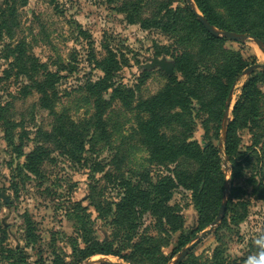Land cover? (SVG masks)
Returning a JSON list of instances; mask_svg holds the SVG:
<instances>
[{
  "label": "rangeland",
  "instance_id": "rangeland-1",
  "mask_svg": "<svg viewBox=\"0 0 264 264\" xmlns=\"http://www.w3.org/2000/svg\"><path fill=\"white\" fill-rule=\"evenodd\" d=\"M1 2L3 0L0 5ZM191 5L200 14L194 0ZM117 6L116 3L108 4V0H28L25 5L16 6L19 24L10 43L14 45L24 40L28 53L47 64L48 70L59 71L62 78L55 85L56 114L64 113L77 125L93 122L96 109L85 92V84L101 77V72L90 62L91 58L104 57V46L115 49L126 60L114 81L121 85L122 96L130 97V105L124 107L120 101L110 98L109 91L103 93L102 98L109 105L102 118L105 134L101 131L97 140L94 138L95 141L84 146L82 153L70 145L45 142L37 136V130L50 132L54 117L47 109H40L37 91L20 93L25 80L14 76L15 69L7 78L3 76L2 72L10 68V59H5L0 51V107H7L6 118L14 123L13 146L20 147L18 153L22 156L36 146H42L43 153L38 174L28 172L23 167L24 157L8 146L1 127L3 121L0 122V264H130L112 256H93L79 261L77 250L85 249L87 242L112 239L111 226L90 203L96 202L104 212L106 203L118 201L116 185L121 178L136 182L147 176L155 183L159 177L170 175L167 168L174 167V164L161 166L158 161H149V151L139 141L138 123L147 118L141 103L163 89L170 77L157 66L151 67L152 60L163 59L174 68L173 56L178 52L176 43L172 35L143 28L140 21L128 24ZM172 6L188 8L187 0H175ZM155 9L154 4L145 8L142 19ZM214 38L223 40L220 47L226 52L224 57L221 55L225 60L237 58L244 65L229 89L233 88V92L224 142L218 149L224 125L223 112L220 122L216 123L215 118L202 113L198 105H193L190 115L185 117L184 130L168 125L163 126L162 131L167 137L176 139L188 132V142H194L201 150L215 147L220 172L228 175V188L222 191L221 199L224 200L225 194L227 202L232 189L236 188L240 190L241 201L246 203L244 219L236 225L233 220H226V230L217 231L221 220L208 236L194 245L188 256L198 257L202 264L208 260V264L214 248L221 246L227 264H246L249 256L264 252L261 247L264 200L259 199L261 195L256 189L257 184L264 187V76L261 75L264 52L251 39ZM198 43L193 41L191 45L197 47ZM191 45H184V48H195ZM68 64L73 66L69 71L63 69ZM251 66L257 67L243 74ZM252 80L259 91L258 101L250 105L256 110L252 117V113L248 116L243 112L234 117L242 89ZM126 89L130 92L126 93ZM207 92L210 95V88ZM211 97L208 96V100ZM87 132V139L96 135L92 127H88ZM227 148L231 152L229 158ZM76 157L79 159H73ZM202 159L178 156L176 162L185 170L213 162L208 156ZM166 163L169 162L163 164ZM193 203L191 192L181 188L174 190L169 200L170 205L179 208L182 223L180 228L170 232L165 247L161 248L163 254L171 258L167 264H173L182 249L206 230L217 215L218 210L214 217L211 211L205 212L204 216L213 219L199 230L200 214ZM153 226L149 216L142 218L141 229L147 228L148 234L156 236ZM180 237L188 241L179 250Z\"/></svg>",
  "mask_w": 264,
  "mask_h": 264
},
{
  "label": "trees",
  "instance_id": "trees-1",
  "mask_svg": "<svg viewBox=\"0 0 264 264\" xmlns=\"http://www.w3.org/2000/svg\"><path fill=\"white\" fill-rule=\"evenodd\" d=\"M27 1L3 0L0 5V44L2 45L0 51L5 59H10V68L2 72L3 76L7 78L15 69L14 76L20 77L21 81L25 80L24 85L20 86V93L24 95L31 90L37 91L40 109H47L54 117L50 132L37 130L39 138L59 146L70 145L76 149V152L82 153L84 146L90 141L97 140L101 131L105 134L104 128L102 130V118L103 112L109 108V105L102 98V94L109 91L112 100L120 101L124 107L130 105V97H123L121 85L114 81L117 73L126 65V60L109 46L103 47L105 55L102 59L91 58L90 64L92 63L94 68L101 72V77L95 81L89 80L85 84V92L96 109L93 122L77 125L64 113L56 114L55 85L62 78L59 71L48 70L47 64H42L37 57L28 53L24 40L14 45L10 43L19 24L16 6L25 5ZM174 1L108 0V4H118V12L125 14L128 24H136V21H140V26L143 28H152L166 35H172L176 43L178 52L173 56V73L163 89L141 103L142 112L147 118L138 123L139 141L149 151V161H158L161 166L174 164V167L172 170L167 168L166 171L170 175L159 177L155 183L148 180L147 176L136 182H132L130 178H121L116 185L118 201L112 204L106 203L104 212L100 210L99 204L91 201L92 207L97 212H101V218L111 226L112 239L109 242H87L85 249L77 250L79 261L93 256H112L122 258L130 264H167L171 258L165 256L161 248L165 247L163 245L167 242L170 232L180 228L182 223L179 208L169 204L174 190L181 188L191 192L193 207L200 214L199 230L204 229L213 219H208L204 213L211 211L214 217L222 203L224 174L220 172L218 150L213 146L201 150L194 142H188V132L176 139L167 137L162 130L163 126L168 125L184 130L187 126L185 117L190 115L193 105H198L202 113L214 117V121L219 123L228 91L244 65L237 58L230 61L227 57L228 61L225 60L223 57L226 52L220 47L223 40L207 34L191 10L187 6L183 8L172 6ZM153 4L156 9L149 17L142 19V11ZM194 4L202 17L214 28L248 34L264 45V0H194ZM193 41L199 42L197 47L191 45ZM184 45L195 48L187 49ZM72 67L68 64L63 69L69 71ZM261 75L264 76V72ZM1 79L0 76V82ZM209 88L210 95L207 92ZM125 91L130 92L128 89ZM258 92L256 83L252 80L242 89L240 102L236 104L233 116L238 117L243 112L248 116L252 113V117L256 109L253 107L252 110L250 105L258 101ZM208 96H212L211 100H208ZM7 115V107H0L4 138L8 146L18 153L20 147L13 146L14 123L7 120ZM86 127H92L96 135L87 139ZM228 139L229 136L226 141ZM41 148L42 146H36L25 156H22L21 152L18 153L24 157L23 167L34 175L38 174L39 165L43 160ZM227 154L229 158L231 152L228 148ZM189 155L191 159L197 161L208 156L213 162L207 165L200 164L194 170L181 169L176 162L177 157L188 158ZM73 159L77 160L79 157ZM164 161L169 163L163 164ZM251 182L254 184L255 180L251 178ZM256 189L261 195L259 199L264 200V187L257 184ZM235 190L236 188L232 189L227 199L222 225L217 231L226 230V220L231 219L236 225L246 216V203L241 201L240 190ZM144 216L152 219L156 236L148 234L147 228L141 229ZM187 241L180 237L177 249L184 247ZM217 241L221 242L219 239ZM114 244L118 245L117 248L113 247ZM220 247L214 248L208 264L226 263ZM123 252L126 254L123 255ZM207 261L205 260L203 264ZM179 264L202 263L198 257L187 255Z\"/></svg>",
  "mask_w": 264,
  "mask_h": 264
},
{
  "label": "water",
  "instance_id": "water-1",
  "mask_svg": "<svg viewBox=\"0 0 264 264\" xmlns=\"http://www.w3.org/2000/svg\"><path fill=\"white\" fill-rule=\"evenodd\" d=\"M187 4H188V8L191 10V12L196 16L197 20L199 21V23L202 25V27L204 28V30L210 34L213 37H222L231 41H245L247 39H251L253 40V42L255 43V45L261 49L264 52V45L262 44L261 41H259L258 39L251 37V36H246L243 34H237V33H233V32H226V31H217L216 29H214L213 26H211L206 19H204L200 14H198L194 7L191 5V0H187ZM157 66L158 68H160L162 71H164L167 75L171 76L173 73V65L172 64H168L166 63L165 60H157L154 59L152 60L151 63V67ZM257 66H251L249 67L247 70H245L243 72V74H249L251 73ZM261 68L264 70V64L261 66ZM232 92H233V88H231V90L229 91L228 94V98L225 101L224 104V111H223V116H222V122H223V129H222V139L221 142L218 145V149H220L221 147V143L224 142L225 140V136L227 133V117H228V112H229V106H230V98L232 96ZM226 161V158L224 159V163ZM227 179H228V175L224 174V180H225V185H224V189L227 190L228 188V184H227ZM224 200L222 199V203L218 209L217 215L215 217V219L213 220V222L209 225V227L204 230L203 232H201V234L199 236H196L193 240L192 243L186 245L182 251L180 252L179 256L177 257V259L175 260V262H173V264H179L181 263L186 256L188 255V253L192 250V248L194 247L195 244H197L198 242H200L202 239H204L206 236H208L214 229V227L220 223V221L223 219L224 217V211H225V206H226V195L224 194L223 196ZM107 264H117V263H107Z\"/></svg>",
  "mask_w": 264,
  "mask_h": 264
},
{
  "label": "clouds",
  "instance_id": "clouds-1",
  "mask_svg": "<svg viewBox=\"0 0 264 264\" xmlns=\"http://www.w3.org/2000/svg\"><path fill=\"white\" fill-rule=\"evenodd\" d=\"M261 247L264 248V241L261 242ZM246 264H264V252L249 256Z\"/></svg>",
  "mask_w": 264,
  "mask_h": 264
}]
</instances>
